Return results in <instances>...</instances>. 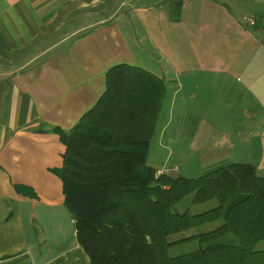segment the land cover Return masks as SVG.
<instances>
[{
    "label": "crops",
    "instance_id": "crops-1",
    "mask_svg": "<svg viewBox=\"0 0 264 264\" xmlns=\"http://www.w3.org/2000/svg\"><path fill=\"white\" fill-rule=\"evenodd\" d=\"M139 1L0 0V264H90L54 174L65 148L53 130L92 109L110 68L162 79L180 109L178 95L197 91L214 111L261 120L264 34L245 24L252 10Z\"/></svg>",
    "mask_w": 264,
    "mask_h": 264
},
{
    "label": "trees",
    "instance_id": "trees-1",
    "mask_svg": "<svg viewBox=\"0 0 264 264\" xmlns=\"http://www.w3.org/2000/svg\"><path fill=\"white\" fill-rule=\"evenodd\" d=\"M105 76L96 104L68 132L53 130L65 148L54 170L76 241L90 264H264V177L250 165L232 164L196 180L161 174L147 165L166 94L162 79L118 65ZM216 206L192 215L173 211ZM208 232L169 238L201 226ZM195 243L190 253L171 247Z\"/></svg>",
    "mask_w": 264,
    "mask_h": 264
},
{
    "label": "rangeland",
    "instance_id": "rangeland-1",
    "mask_svg": "<svg viewBox=\"0 0 264 264\" xmlns=\"http://www.w3.org/2000/svg\"><path fill=\"white\" fill-rule=\"evenodd\" d=\"M217 1L226 4L235 13L252 10L254 13L251 11L249 15L247 14L248 16L244 17L245 21L252 19L253 28L262 27L259 29L260 34H264V7H261L264 0ZM147 3L148 0L145 6ZM139 4H142V0ZM261 57H264V54ZM167 96L165 94L147 153V165L155 169L157 174L170 171L166 173L169 176L196 180L232 164H245L255 169L256 176L264 177V111L257 110L255 114L261 120L250 125L245 123L247 117L238 110L214 111L213 107L210 109L203 106V95L197 91L178 95L177 100L184 101L181 109L173 98ZM256 106V103H253L248 105V108L255 111ZM172 119L174 126L169 123ZM167 122L171 129L165 131L163 126ZM191 202L192 198L187 197L174 205L173 211L183 213L188 209L190 214L197 215L216 206L215 201L199 205H191ZM221 224L222 221L219 220L196 230L172 236L169 241L174 242L196 231L200 233L213 231ZM195 249L196 245L193 242L177 245L169 249L168 256L183 255Z\"/></svg>",
    "mask_w": 264,
    "mask_h": 264
},
{
    "label": "built area",
    "instance_id": "built-area-1",
    "mask_svg": "<svg viewBox=\"0 0 264 264\" xmlns=\"http://www.w3.org/2000/svg\"><path fill=\"white\" fill-rule=\"evenodd\" d=\"M244 22H245L248 26H253V21H252V19H248V20H246V21H245V19H244ZM168 172H170V171L159 172V173L157 174V176H158V175H161V174H166V173H168Z\"/></svg>",
    "mask_w": 264,
    "mask_h": 264
}]
</instances>
